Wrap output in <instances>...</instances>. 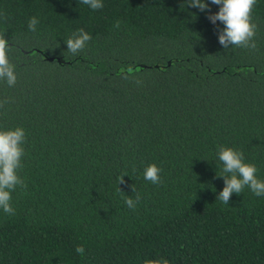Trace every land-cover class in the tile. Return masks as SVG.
<instances>
[{
  "label": "trees",
  "instance_id": "1",
  "mask_svg": "<svg viewBox=\"0 0 264 264\" xmlns=\"http://www.w3.org/2000/svg\"><path fill=\"white\" fill-rule=\"evenodd\" d=\"M102 2L0 0L17 76L0 81V130H25L27 185L15 215L0 209V264H264V195L216 200L220 145L264 180V0L256 50L224 49L223 25L189 0ZM81 28L92 39L72 55ZM149 164L162 183L144 179Z\"/></svg>",
  "mask_w": 264,
  "mask_h": 264
},
{
  "label": "clouds",
  "instance_id": "2",
  "mask_svg": "<svg viewBox=\"0 0 264 264\" xmlns=\"http://www.w3.org/2000/svg\"><path fill=\"white\" fill-rule=\"evenodd\" d=\"M209 2L219 6V10L214 14L211 13L209 3L205 0H189L187 6L196 8L200 12H207V19L213 25H216L217 21L223 25L222 28H217V36L219 44L224 49L235 46L256 50L257 44L254 37L257 25L253 23L252 12L257 0H209ZM81 3L92 10H99L104 6L102 0H81ZM38 23L36 17H31L27 25L29 31L35 32ZM114 27L119 28L120 21H116ZM91 39L90 34L83 28L78 29L65 42L67 51L76 55L85 49ZM9 50V41L5 39L4 33H0V81L6 82L9 87H14L17 76L15 66L8 58ZM2 106L3 102H0V107ZM25 136V130L19 126L0 130V209L8 215H15V209L11 203L12 193L17 187L22 190L27 188L25 181L19 175V170L23 167L22 158L25 155ZM217 157L222 164V174L218 176L223 178L224 187L216 200L229 205L232 194L240 195L245 187L256 196L264 195V180L257 178L258 169L254 164L245 162L242 151L220 145L217 149ZM161 171L162 169L157 165L149 164L144 169V179L152 184H160L162 183ZM123 177H119V184L124 183ZM139 200V194L136 195L135 200L125 197V203L130 209H134ZM75 251L83 255L85 249L83 246H77ZM145 264H169V261L146 260Z\"/></svg>",
  "mask_w": 264,
  "mask_h": 264
},
{
  "label": "water",
  "instance_id": "3",
  "mask_svg": "<svg viewBox=\"0 0 264 264\" xmlns=\"http://www.w3.org/2000/svg\"><path fill=\"white\" fill-rule=\"evenodd\" d=\"M47 59H48V60H52V57H47ZM56 60L59 61L60 59L57 58Z\"/></svg>",
  "mask_w": 264,
  "mask_h": 264
}]
</instances>
